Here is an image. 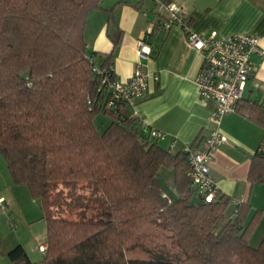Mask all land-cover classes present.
<instances>
[{
	"label": "trees",
	"instance_id": "obj_1",
	"mask_svg": "<svg viewBox=\"0 0 264 264\" xmlns=\"http://www.w3.org/2000/svg\"><path fill=\"white\" fill-rule=\"evenodd\" d=\"M102 2L0 0V153L46 221L42 260L33 262L20 244L7 257L12 264H264V239L249 243L261 212L246 222L247 207L238 204L229 216L231 200L219 191L204 202L188 176V152L171 153L151 137L122 113L125 101L107 106L93 67L112 65L113 54L96 64L84 37L89 12ZM99 113L109 117L103 131ZM243 114L264 127V107L251 104ZM166 171L175 195L163 185ZM248 178L264 183V141Z\"/></svg>",
	"mask_w": 264,
	"mask_h": 264
},
{
	"label": "crops",
	"instance_id": "obj_2",
	"mask_svg": "<svg viewBox=\"0 0 264 264\" xmlns=\"http://www.w3.org/2000/svg\"><path fill=\"white\" fill-rule=\"evenodd\" d=\"M165 1L181 7L191 20V30L197 33L250 34L259 38L264 49V0ZM101 5L102 9H94L87 16V53L100 65L112 52L114 75L121 81L128 79L139 64L158 75L157 81L149 79L147 93L125 104L122 113L140 120L146 130L164 133V147L174 140L176 150L191 143L202 150L213 127L209 120L213 102L205 104L198 97L195 78L202 62L200 52L186 44L180 27L158 26L146 37L152 49L150 57L139 58L137 40L150 24L166 15L158 0H103ZM251 61L255 71L236 111L221 120L220 129L228 140L212 151L209 172L218 191L231 200L226 211L229 216L234 217L238 204L247 207L246 222L256 211L261 212L255 231L249 235V243L257 246L264 239V183L250 181L248 172L253 153L264 141V127L247 118L243 110L251 104L264 107V55L252 54Z\"/></svg>",
	"mask_w": 264,
	"mask_h": 264
},
{
	"label": "built area",
	"instance_id": "obj_3",
	"mask_svg": "<svg viewBox=\"0 0 264 264\" xmlns=\"http://www.w3.org/2000/svg\"><path fill=\"white\" fill-rule=\"evenodd\" d=\"M161 8L166 12L164 29L178 26L183 30L186 44L198 52L202 57L199 72L195 78L198 97L207 104L213 102L209 120L213 127L204 140V148H191L189 144L182 146L188 152L190 169L189 179L196 193L204 202H210L218 191L217 185L209 172L212 151L220 144L227 142V136L220 129L222 118L235 112L242 98L248 79L255 71L251 61L252 54L264 55V49L259 44V38L250 34L219 35L216 31L200 34L191 30L190 25L184 20L181 7L173 2L161 3ZM154 31L149 25L144 35L137 40L136 48L139 58H149L152 52L146 37ZM93 71L100 80L102 90L109 94L107 106H112L114 99L132 103L133 100L143 97L148 90L149 79L158 80L157 74L149 73L142 65H137L131 76L124 80L115 78L112 65L104 68L93 67ZM111 98V99H110ZM139 124H143L138 120ZM149 135L158 140H164L165 134L157 130H149ZM171 153L176 151L174 140L169 144ZM5 200L0 198V205ZM40 251L45 248L41 245Z\"/></svg>",
	"mask_w": 264,
	"mask_h": 264
},
{
	"label": "rangeland",
	"instance_id": "obj_4",
	"mask_svg": "<svg viewBox=\"0 0 264 264\" xmlns=\"http://www.w3.org/2000/svg\"><path fill=\"white\" fill-rule=\"evenodd\" d=\"M107 123L108 117L103 114L99 113L95 117V124L99 131H103ZM168 175L170 178L167 182ZM162 182L164 187L175 195L172 190L171 172L166 171ZM0 196L5 200L3 206L0 205V242L3 251L0 255V264H12L7 257V252L17 244L25 248L33 262L42 260L43 256L39 247L44 244L46 238V221L41 218L39 201L29 195L24 185H15L12 182L1 153Z\"/></svg>",
	"mask_w": 264,
	"mask_h": 264
}]
</instances>
